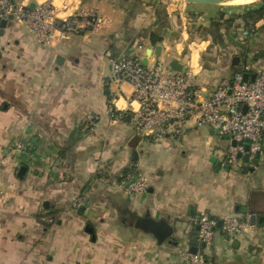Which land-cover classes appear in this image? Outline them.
Wrapping results in <instances>:
<instances>
[{
	"label": "crops",
	"instance_id": "0c3cea01",
	"mask_svg": "<svg viewBox=\"0 0 264 264\" xmlns=\"http://www.w3.org/2000/svg\"><path fill=\"white\" fill-rule=\"evenodd\" d=\"M62 1L97 11L106 24H83L43 48L25 25L0 21V264H185L191 247L205 264H264V149L257 166L244 155L230 165L231 143L208 127L190 123L177 139L140 141L127 119L107 111L113 100L126 107L131 91L113 80L109 56L175 61L203 96L244 66L248 77L264 74V19L253 25L237 17L255 6ZM89 114L98 124L83 132ZM137 173L148 187L128 195ZM202 212L246 221L244 230L216 231L203 246Z\"/></svg>",
	"mask_w": 264,
	"mask_h": 264
},
{
	"label": "built area",
	"instance_id": "2783aa9c",
	"mask_svg": "<svg viewBox=\"0 0 264 264\" xmlns=\"http://www.w3.org/2000/svg\"><path fill=\"white\" fill-rule=\"evenodd\" d=\"M9 17L28 27L43 48L52 47L71 33L81 31L85 27L83 24L94 30L106 24V19L95 10H71L67 5L57 7L54 0H28L19 5L12 0H0V21ZM108 61L113 80L127 83L131 91L123 99L126 107L120 108L113 100L107 111L113 118L127 119L134 138L153 143L165 138L177 139L191 123L194 127L216 129L219 135L235 143L226 154L230 165L237 163L238 154H246L245 145L249 160L262 151L264 74H256L253 81L248 78L244 82L242 76L248 70L244 66L230 77L222 78L208 95L203 96L190 70L178 72L162 61L144 65L131 56H109ZM97 124V116L89 114L81 123V130L91 131ZM134 176L126 188L128 195L143 193L148 187L145 176L139 173ZM2 194L0 186V196ZM82 203V198L77 199L74 206L78 208ZM245 224L246 221L239 218L218 219L202 212L197 220V239L210 246L216 231L236 236L243 232ZM183 256L185 264H205L201 253L186 251Z\"/></svg>",
	"mask_w": 264,
	"mask_h": 264
},
{
	"label": "water",
	"instance_id": "95a60500",
	"mask_svg": "<svg viewBox=\"0 0 264 264\" xmlns=\"http://www.w3.org/2000/svg\"><path fill=\"white\" fill-rule=\"evenodd\" d=\"M179 1H184L186 3H190V4H198V5H216V4H222V3H226L228 2L229 0H179ZM31 7H32V4H31ZM9 20H11V17H9ZM5 23H6V20H2L1 21V27L3 28L5 26ZM160 49L161 47L160 46H157L155 48V55L158 56L159 55V52H160ZM148 54L150 53V50H148L147 52ZM233 65L237 66L238 65V59L237 58H234L233 62H232ZM171 67H173L174 69H177L178 71L181 69V65L177 64V62L175 61H172L171 62ZM243 81L246 82L248 80V78L250 79V81H253L254 78H255V75L254 74H251L250 77H248V74L247 73H244L243 74ZM211 133H215V134H219L218 130L216 129H211ZM263 135H264V131H263ZM231 145H235L234 142H231ZM263 149H264V142H263ZM262 149V150H263ZM244 150L246 152V154L242 157L243 161L245 163L248 162V146L245 145L244 146ZM241 157V154H238L237 158L239 159ZM259 160H260V153H257L254 157V160L252 161L253 165L254 166H257L259 164ZM212 162L215 163L216 165V168H225L227 170H229L231 167L225 163V164H222L220 161H216L215 159H212ZM24 173V169H21L18 176L21 177ZM255 222V218L254 216H251V223L254 224ZM221 225V222H218V226ZM204 246V245H203ZM190 252L191 253H196L197 252V248L196 247H191L190 248Z\"/></svg>",
	"mask_w": 264,
	"mask_h": 264
},
{
	"label": "rangeland",
	"instance_id": "374dc122",
	"mask_svg": "<svg viewBox=\"0 0 264 264\" xmlns=\"http://www.w3.org/2000/svg\"><path fill=\"white\" fill-rule=\"evenodd\" d=\"M15 4H17V5H19L20 3H19V0H12ZM161 2H163V5H165L164 3L165 2H178L179 3V0H160ZM250 1H252V0H243V1H239V0H233V1H230V2H250ZM62 2H64V1H62V0H57V1H55V4L57 5V7H60V5L62 4ZM180 2H182V3H186V2H184V1H180ZM261 2V0L260 1H258V2H255V3H251V4H247V5H237V6H235V5H227V4H225V3H222V4H219L218 6H221L222 8H235V9H239V8H251V7H254L255 5H257V4H259ZM72 4V3H71ZM188 4V3H187ZM80 6H81V4H78V7L80 8ZM215 137H218V139L220 138L219 136H215ZM221 140V139H220ZM222 142H224V144H228V141L227 140H225V139H222L221 140Z\"/></svg>",
	"mask_w": 264,
	"mask_h": 264
},
{
	"label": "trees",
	"instance_id": "16d2710c",
	"mask_svg": "<svg viewBox=\"0 0 264 264\" xmlns=\"http://www.w3.org/2000/svg\"><path fill=\"white\" fill-rule=\"evenodd\" d=\"M237 17H240L245 22L252 23L253 25L257 21L264 19V0H261L259 4L255 5V9L250 10L241 16L238 15ZM106 93L108 92L106 91Z\"/></svg>",
	"mask_w": 264,
	"mask_h": 264
},
{
	"label": "bare ground",
	"instance_id": "6f19581e",
	"mask_svg": "<svg viewBox=\"0 0 264 264\" xmlns=\"http://www.w3.org/2000/svg\"><path fill=\"white\" fill-rule=\"evenodd\" d=\"M230 1H233V0H229L228 2H226V3H229ZM239 1H243V0H239Z\"/></svg>",
	"mask_w": 264,
	"mask_h": 264
}]
</instances>
